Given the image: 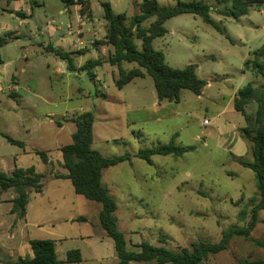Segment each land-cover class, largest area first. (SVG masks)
Masks as SVG:
<instances>
[{
	"label": "rangeland",
	"instance_id": "obj_1",
	"mask_svg": "<svg viewBox=\"0 0 264 264\" xmlns=\"http://www.w3.org/2000/svg\"><path fill=\"white\" fill-rule=\"evenodd\" d=\"M88 1L87 16L63 0H0V38L6 42L0 48V160H4L0 168L9 174L14 167H33L44 176L42 192H32L27 207L33 239L54 240L60 261L68 251L78 249L77 264H97L95 259L101 264L117 262L113 241L100 230L101 205L75 194L70 181L56 179L65 173L59 148L71 143L76 130L70 119L86 111L94 116L93 148L105 157L134 156L140 149L169 144L172 138L177 146L193 147L181 157L153 156L151 165L133 157L131 164L103 171L102 183L116 201L118 228L129 250L138 251L147 242L178 251L197 240L218 242L222 231L245 226L250 202L259 197L253 172L240 164L252 161L251 145L239 137L245 122L232 100L249 82L264 90V77L251 70L242 73L244 62L264 46V5L251 7L248 15L234 20L218 16L211 3L218 29L192 14L166 21V34L155 39L153 47L172 68L196 65L197 76L207 85L200 96L182 90L178 103L162 102L159 108L150 77L118 89L116 67L104 63L93 71L92 81L85 72L68 71L65 61L48 52L49 46L82 52L74 56L77 66L98 57L107 61L112 48L104 42L101 2L110 3L116 15L131 17L139 13L142 0ZM156 1L162 6L176 3ZM153 21L150 18L145 26ZM245 111L254 114L256 104ZM1 134L23 141L29 153L22 154V148L12 146ZM34 149L47 151L49 162L44 164ZM14 196L13 190L0 193L5 202L0 204L1 212ZM262 220L264 211L250 234L261 246L234 237L227 251L209 256L203 264L264 259ZM7 221L0 226V264L18 260L16 256L7 260L2 248L13 231L11 220ZM24 246L19 253L28 257L31 250H23Z\"/></svg>",
	"mask_w": 264,
	"mask_h": 264
},
{
	"label": "trees",
	"instance_id": "obj_2",
	"mask_svg": "<svg viewBox=\"0 0 264 264\" xmlns=\"http://www.w3.org/2000/svg\"><path fill=\"white\" fill-rule=\"evenodd\" d=\"M63 2L67 7L80 6L81 15H84V12H87V16L90 14L88 0H63ZM211 3H215L214 12L218 16L238 20L248 15L251 7L264 5V0H192L189 2L176 0L172 6H162L156 0H142L138 5L139 13L131 17L125 14L116 15L110 3L101 2L106 26L104 42L112 48V51L108 53L107 61L98 57L77 66L74 63V56L82 55V52H66L53 46H49L47 50L65 61L68 71L85 72L92 81L96 79L93 71L104 63L116 67L118 79L115 86L118 89L134 79L148 76L152 79L158 103H178L182 90H188L200 96L207 82L197 76L196 65L190 64L182 69L170 67L165 61L164 54L153 47V41L166 34L164 28L166 21L183 14L199 16L203 22L218 29L211 17L213 7ZM150 18H154V21L147 27L145 23ZM5 43V40L0 38V48ZM251 56L252 59L248 58L244 62L242 73L245 70H251L256 75L264 77V46L254 51ZM126 63L134 64L136 67L127 70L123 66ZM1 64L3 61L0 56ZM252 102L256 104V111L254 114H247L245 109ZM232 105L234 110L243 116L245 122V126L239 129V135L251 145L252 161H240V164L253 172L259 199L256 202H250L249 220L245 226L222 231L218 242L197 240L190 245V248L184 247L178 251L147 242H142L138 251L127 248L125 234L118 228L115 215L116 201L107 186L102 183V174L104 170L118 164L125 162L131 164L133 157L151 165L153 156L177 158L192 151L193 147L177 146L172 138L169 144L140 149L134 156L125 153L120 156L105 157L93 148V113L82 112L70 119L76 130L71 136V143L59 148L65 173L56 176V179L70 181L75 194L101 205L98 214L99 225L106 237L113 241L117 257L116 264H129L130 262L203 264L209 256L227 251L234 237H241L261 246V242L251 238L250 234L259 222V212L264 211V90L256 87L253 82H249L235 93ZM58 127H62L59 122ZM1 136L13 146L19 148L25 146L23 141L13 139L6 134H1ZM33 152L44 164L48 163L47 151L34 149ZM43 180L44 176L36 173L33 167H15L9 174L0 171V193L8 190L14 191L15 196L11 200L10 213L14 214L17 219H22L26 215L30 194L42 192ZM242 215L244 212L240 216ZM159 242L163 241L159 239ZM28 245L32 255L19 257L13 264H75L81 262L78 249L68 251L65 260L60 261L57 258L55 242L51 239H33L28 242ZM238 264H264V259L248 257Z\"/></svg>",
	"mask_w": 264,
	"mask_h": 264
},
{
	"label": "crops",
	"instance_id": "obj_3",
	"mask_svg": "<svg viewBox=\"0 0 264 264\" xmlns=\"http://www.w3.org/2000/svg\"><path fill=\"white\" fill-rule=\"evenodd\" d=\"M72 6V5H71ZM76 7H79V11H80V6L78 5H74ZM80 13V12H79ZM18 13H16L17 15ZM20 15V14H18ZM81 15V14H80ZM84 15H87L86 13ZM22 16V15H21ZM79 33H80V29H79ZM106 33V31H105ZM73 52V51H72ZM76 52V50H75ZM94 60V59H93ZM2 65V64H1ZM114 67V66H111ZM157 107L161 108V104L158 103ZM240 137V136H239ZM13 146V145H12ZM17 147V146H16ZM27 153H29V151H26L24 148H22V154L26 155ZM49 162V161H48ZM0 164L4 165V160H0ZM15 167L12 169L14 170ZM2 169L0 168V171ZM12 170L10 171V173L12 172ZM3 172V171H2ZM63 180V179H60ZM13 199V198H12ZM30 200V199H29ZM1 203H5L3 202V200L0 199V204ZM9 207L6 211L1 212L0 211V226H3V224H8L7 220H11V224L9 225V228H11V226L13 227V231H12V235H11V240L8 241L2 248L5 251V254H7V260H10L12 258V256H16L17 258L19 257H24L22 254L19 253V249L25 245L23 247V250L26 249H30L28 242L30 240H33L32 234H31V226H33L31 223H28L27 221V208H26V215L24 216V218L22 219H17L16 216L14 214L10 213V209L12 207V203L11 201H8ZM29 204V203H28ZM28 207V205H27ZM7 214V216H6ZM69 221H72V217H70ZM34 227V226H33ZM100 230L102 231L101 227ZM106 237V236H105ZM91 237L88 236H83L82 239L87 240ZM102 239V238H101ZM105 239V238H104ZM103 240V239H102ZM54 241V240H53ZM55 242V241H54ZM56 247V245H55ZM9 254V257H8ZM26 255H28V253H26ZM32 254L28 255L31 256ZM95 263L97 264H101L102 262L99 261V259H95ZM64 261V260H63ZM6 263V262H5ZM13 264V263H11ZM77 264V263H75Z\"/></svg>",
	"mask_w": 264,
	"mask_h": 264
},
{
	"label": "built area",
	"instance_id": "obj_4",
	"mask_svg": "<svg viewBox=\"0 0 264 264\" xmlns=\"http://www.w3.org/2000/svg\"><path fill=\"white\" fill-rule=\"evenodd\" d=\"M203 124H208V121L204 120V121H203Z\"/></svg>",
	"mask_w": 264,
	"mask_h": 264
}]
</instances>
